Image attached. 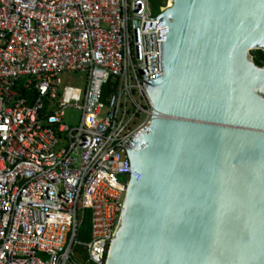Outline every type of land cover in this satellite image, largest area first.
<instances>
[{
	"label": "built area",
	"instance_id": "built-area-1",
	"mask_svg": "<svg viewBox=\"0 0 264 264\" xmlns=\"http://www.w3.org/2000/svg\"><path fill=\"white\" fill-rule=\"evenodd\" d=\"M152 0H0V264H107L169 28ZM85 74L77 126L61 76Z\"/></svg>",
	"mask_w": 264,
	"mask_h": 264
},
{
	"label": "water",
	"instance_id": "water-1",
	"mask_svg": "<svg viewBox=\"0 0 264 264\" xmlns=\"http://www.w3.org/2000/svg\"><path fill=\"white\" fill-rule=\"evenodd\" d=\"M107 264H264V0H172Z\"/></svg>",
	"mask_w": 264,
	"mask_h": 264
},
{
	"label": "rangeland",
	"instance_id": "rangeland-1",
	"mask_svg": "<svg viewBox=\"0 0 264 264\" xmlns=\"http://www.w3.org/2000/svg\"><path fill=\"white\" fill-rule=\"evenodd\" d=\"M172 5V0H152V9L155 14H161ZM62 83L59 86L58 103L69 105L65 109L64 123L77 126L80 123L82 113L75 106L81 105L84 101L87 79L86 75L72 74L61 76Z\"/></svg>",
	"mask_w": 264,
	"mask_h": 264
},
{
	"label": "trees",
	"instance_id": "trees-1",
	"mask_svg": "<svg viewBox=\"0 0 264 264\" xmlns=\"http://www.w3.org/2000/svg\"><path fill=\"white\" fill-rule=\"evenodd\" d=\"M253 59L259 67L264 66V53L262 51L252 52Z\"/></svg>",
	"mask_w": 264,
	"mask_h": 264
},
{
	"label": "bare ground",
	"instance_id": "bare-ground-1",
	"mask_svg": "<svg viewBox=\"0 0 264 264\" xmlns=\"http://www.w3.org/2000/svg\"><path fill=\"white\" fill-rule=\"evenodd\" d=\"M173 3V2H172Z\"/></svg>",
	"mask_w": 264,
	"mask_h": 264
}]
</instances>
